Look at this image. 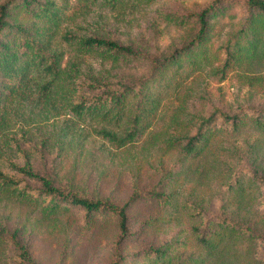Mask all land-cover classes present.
Masks as SVG:
<instances>
[{
    "label": "trees",
    "instance_id": "1",
    "mask_svg": "<svg viewBox=\"0 0 264 264\" xmlns=\"http://www.w3.org/2000/svg\"><path fill=\"white\" fill-rule=\"evenodd\" d=\"M154 1L0 0V196L29 203L43 214L76 206L85 224L102 215L112 216L119 228L117 245L128 237V202L149 197L168 215L186 209L196 221L191 230L202 250L169 254L166 241L146 250L155 261L264 264V234H257L256 224L235 218L236 210L230 215L224 211L226 215H209L200 200L176 188L182 174L174 173L167 185L160 181L161 188L135 191L126 203L118 205L104 198L78 196L70 188L56 185L52 175L35 169L31 153L41 155L52 149L59 155L68 151L79 143L74 136L76 127L86 124L95 136L118 149L151 133L149 141L155 148L172 150L181 161L196 160L197 166V160L209 150L213 152L219 136H242L248 148L234 157L238 171L228 182L229 189H234L231 197L241 200L249 187H257V181L264 184L259 162L264 153L263 106L226 108L203 97L204 105L186 121L152 133L166 98L178 92L175 89L181 76L195 79L207 71L222 81L234 69L263 65L264 0H205L194 8H160L162 22L182 32L181 42L169 49L158 45L155 31H151V42L142 46L122 41L98 19L102 9L139 11ZM93 5L98 14L77 22L75 17ZM233 8L240 13H233ZM223 15L227 16L226 30H221L222 37L212 49L213 28ZM87 57L108 64V70L82 66ZM130 65L144 70L121 71ZM18 249L22 264H36L25 245L18 244ZM123 259L118 254L112 264H122Z\"/></svg>",
    "mask_w": 264,
    "mask_h": 264
},
{
    "label": "rangeland",
    "instance_id": "2",
    "mask_svg": "<svg viewBox=\"0 0 264 264\" xmlns=\"http://www.w3.org/2000/svg\"><path fill=\"white\" fill-rule=\"evenodd\" d=\"M204 1L156 0L139 11L125 8L105 12L102 9L98 19L122 41L130 40L142 46L151 42V31H155L158 45L169 49L181 42L182 32L165 25L158 17L159 9L194 8ZM231 11L240 13V9L236 8ZM97 12L93 5L87 13L75 18L78 22ZM226 19V15L219 17L213 28L210 39L212 49L222 37L221 30H226ZM262 64L248 69H234L222 81L207 71L199 73L195 79L189 75L181 76L175 89L178 92L166 98L152 133H161L170 124L186 121L190 114L204 105L203 97L226 108L243 104L264 107ZM82 66L101 72L109 68L108 64H99L90 57L83 59ZM131 66L121 71L139 73L144 70ZM247 76L259 77L260 80L249 81L245 78ZM177 110H180L179 115ZM150 134L133 145L118 149L108 146L91 132L88 125L83 124L77 126L74 133L79 143L72 144L68 151L58 155L56 151L46 149L41 155L31 153V158L35 169L52 175L56 185L70 188L78 196L104 198L118 205L126 203L135 191L161 188L160 181L167 185L174 173L182 174L180 185L176 188L181 194L200 200L203 206H207L209 215H230V211L236 210L238 215L235 218L256 224L257 234H264V184L257 181L258 191L252 185L248 195L241 200L231 197L234 189H229L228 185L238 171L234 159L237 151L242 153L248 148L242 136H219L213 145V152L209 150L197 160V166L196 160L194 163L181 161L174 151L155 148L149 141ZM253 138L249 137V142ZM259 157L264 171V153ZM126 214L128 237L117 245L119 228L112 216L102 215L85 224L76 206L64 212L43 214L29 203L0 196V263L22 264L17 256L18 244L26 246L36 264H112L118 254L124 257L122 264H163L161 259L155 261L150 258L146 250L166 241L170 243L169 254L202 251L191 230L196 221L186 209L182 213L168 215L156 201L143 196L128 202ZM237 248L243 254L239 245ZM188 262L181 261L179 264ZM170 264L177 263L173 261Z\"/></svg>",
    "mask_w": 264,
    "mask_h": 264
}]
</instances>
